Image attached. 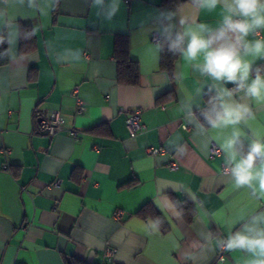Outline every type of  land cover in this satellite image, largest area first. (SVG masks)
Instances as JSON below:
<instances>
[{
	"label": "crops",
	"instance_id": "0c3cea01",
	"mask_svg": "<svg viewBox=\"0 0 264 264\" xmlns=\"http://www.w3.org/2000/svg\"><path fill=\"white\" fill-rule=\"evenodd\" d=\"M103 8L108 10L109 0ZM98 11L91 0H60L55 11L49 0L33 9L0 0V33L9 52V63L0 67V148L8 150L6 157L0 154V264H65V256L96 264H243L247 255L238 250L217 262L218 241L235 221L264 208V200L235 187L223 171L222 140L194 126L203 122L205 96L233 85L201 75L179 55L170 74L160 67L161 41H153L155 35L164 38L162 13H175L174 35L182 30L180 18L189 26L217 27L223 9L193 1L170 7L164 0H119L111 20ZM22 27L32 39L26 54H20ZM119 34L127 37L129 57L137 63L135 84L117 77ZM257 38H264V29L248 37ZM69 50H79L80 59H58ZM247 59L253 67L264 61ZM75 86L85 106L80 113ZM245 102L254 113L240 125L247 150L253 134L264 135V102ZM137 108L144 128L131 135L126 117ZM41 110L60 112L64 129L52 136L38 132ZM212 144L218 154L211 155ZM175 201L193 206L191 222ZM147 202L167 231H153L151 218L134 215ZM106 247L114 249L111 262Z\"/></svg>",
	"mask_w": 264,
	"mask_h": 264
},
{
	"label": "clouds",
	"instance_id": "9594fccd",
	"mask_svg": "<svg viewBox=\"0 0 264 264\" xmlns=\"http://www.w3.org/2000/svg\"><path fill=\"white\" fill-rule=\"evenodd\" d=\"M6 3V0H4ZM39 0H15L19 8L33 9ZM200 8L213 10L220 6L223 16L217 27L204 23L189 22L180 18L181 31L173 35L175 25L171 22L175 13H162L167 23L161 25V34L168 41V50L181 56L192 65L193 70L212 80L233 87L213 89L207 106L201 112L203 122L195 124L201 135L213 130L221 139L220 148L225 154V174H230L236 188H248L257 199L264 200V135L253 134L247 144L242 137L245 132L240 125L254 118L252 106L246 100L264 102V71L256 67L247 57L264 58V38L259 36L264 29V0H193ZM100 9L97 15L111 20L118 10L119 0H109V8L104 11L105 0H91ZM60 0H49V7L55 11ZM39 11V8H36ZM0 38V43H5ZM157 50L162 46L157 45ZM71 57L79 60L81 52L67 51L60 55L61 61ZM234 90L243 92L237 98ZM188 115H192L191 107ZM191 122V121H190ZM153 231H159V218L149 220ZM226 251H241L247 258L243 264H264V208H257L235 221L229 234L218 241Z\"/></svg>",
	"mask_w": 264,
	"mask_h": 264
},
{
	"label": "trees",
	"instance_id": "16d2710c",
	"mask_svg": "<svg viewBox=\"0 0 264 264\" xmlns=\"http://www.w3.org/2000/svg\"><path fill=\"white\" fill-rule=\"evenodd\" d=\"M193 0H164V2L170 7H176L179 4ZM21 41H20V54H26L32 50V39L30 37L29 29L26 27H22L21 29ZM0 38L5 39V43H0V67L7 65L9 63V52H8V44L5 33H0ZM162 43L161 55H160V67L166 69L170 74H172V66L177 58V54H174L168 50V41L165 38H160ZM114 57L117 62V77L119 81H125L130 84L137 83L138 80V71H137V63L129 57L128 50V42L127 37L125 35H116L114 42ZM256 67H260L262 71H264V61L258 63L253 67V73ZM34 68V67H33ZM32 69V68H31ZM33 70V69H32ZM211 94H207L204 100V108L207 106L209 96ZM160 101V100H158ZM203 121V117H202ZM247 151L246 149H244ZM175 205L178 211L183 216L186 222H191L195 215V209L193 206L187 201H175ZM135 216L146 220L148 218L156 219L159 218L161 221L160 230L162 232L167 231L168 227L166 222L163 220L161 215L155 209V207L147 202L143 206H141L135 213ZM65 264H96V263H88L84 260L76 258L74 256H65L64 257Z\"/></svg>",
	"mask_w": 264,
	"mask_h": 264
},
{
	"label": "built area",
	"instance_id": "2783aa9c",
	"mask_svg": "<svg viewBox=\"0 0 264 264\" xmlns=\"http://www.w3.org/2000/svg\"><path fill=\"white\" fill-rule=\"evenodd\" d=\"M126 4L130 2V0H123ZM153 41L160 42V38L158 36L153 37ZM72 93L75 98V112L80 113L83 110H85L84 101L83 99L78 95V87L75 86L72 89ZM38 118L35 121V128L38 132H43L49 136H52L56 134L57 132L64 129L63 123L64 119L60 112L56 110H41L38 112ZM126 126L129 130V133L131 135H135L136 133L140 132L144 128V124L141 120V110L140 109H133L128 112V115L126 117ZM71 134L74 136L77 135L75 131H71ZM150 153H157L158 150L155 148H151ZM220 152V148L216 144L211 145L210 153L211 155L218 154ZM8 150L5 148H0V154H2L4 157L7 156ZM8 164L5 162L3 164V169H8ZM224 171V167H223ZM225 172V171H224ZM60 180L55 181V185H59ZM121 216V211H115L113 214L114 219H118ZM225 252L223 248H221L219 245L217 247L216 252V261H224L225 259ZM114 255V249L112 247H106L104 250V256L108 262H111Z\"/></svg>",
	"mask_w": 264,
	"mask_h": 264
}]
</instances>
